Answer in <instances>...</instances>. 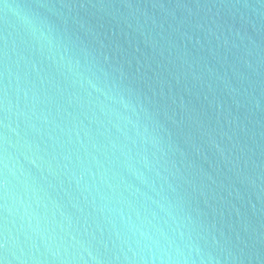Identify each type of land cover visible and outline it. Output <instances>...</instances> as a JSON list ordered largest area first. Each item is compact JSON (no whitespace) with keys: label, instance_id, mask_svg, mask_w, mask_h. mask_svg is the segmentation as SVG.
<instances>
[{"label":"water","instance_id":"95a60500","mask_svg":"<svg viewBox=\"0 0 264 264\" xmlns=\"http://www.w3.org/2000/svg\"><path fill=\"white\" fill-rule=\"evenodd\" d=\"M162 260L264 264V0H0V262Z\"/></svg>","mask_w":264,"mask_h":264},{"label":"clouds","instance_id":"9594fccd","mask_svg":"<svg viewBox=\"0 0 264 264\" xmlns=\"http://www.w3.org/2000/svg\"><path fill=\"white\" fill-rule=\"evenodd\" d=\"M147 239L153 244L157 243L156 241L152 240L151 237H147ZM0 264H4V262H0ZM160 264H168V262L162 260Z\"/></svg>","mask_w":264,"mask_h":264}]
</instances>
